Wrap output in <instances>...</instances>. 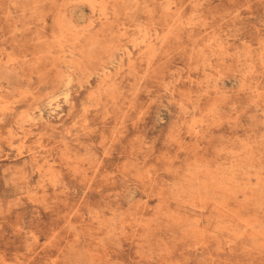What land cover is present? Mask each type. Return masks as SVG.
Wrapping results in <instances>:
<instances>
[{"label":"rangeland","instance_id":"rangeland-1","mask_svg":"<svg viewBox=\"0 0 264 264\" xmlns=\"http://www.w3.org/2000/svg\"><path fill=\"white\" fill-rule=\"evenodd\" d=\"M0 264H264V0H0Z\"/></svg>","mask_w":264,"mask_h":264},{"label":"bare ground","instance_id":"bare-ground-1","mask_svg":"<svg viewBox=\"0 0 264 264\" xmlns=\"http://www.w3.org/2000/svg\"><path fill=\"white\" fill-rule=\"evenodd\" d=\"M139 29V28H138ZM140 31V30H139ZM136 41V40H135ZM137 43V42H136ZM128 49V48H127Z\"/></svg>","mask_w":264,"mask_h":264}]
</instances>
